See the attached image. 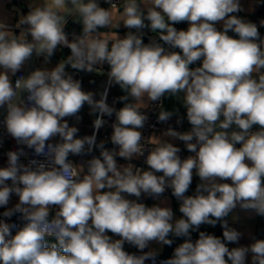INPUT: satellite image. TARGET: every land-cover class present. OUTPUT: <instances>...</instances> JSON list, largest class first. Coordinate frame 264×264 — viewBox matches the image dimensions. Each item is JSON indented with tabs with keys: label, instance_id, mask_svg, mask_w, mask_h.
I'll return each mask as SVG.
<instances>
[{
	"label": "clouds",
	"instance_id": "9594fccd",
	"mask_svg": "<svg viewBox=\"0 0 264 264\" xmlns=\"http://www.w3.org/2000/svg\"><path fill=\"white\" fill-rule=\"evenodd\" d=\"M24 4L0 0V264H264L235 226L264 218V0Z\"/></svg>",
	"mask_w": 264,
	"mask_h": 264
},
{
	"label": "crops",
	"instance_id": "0c3cea01",
	"mask_svg": "<svg viewBox=\"0 0 264 264\" xmlns=\"http://www.w3.org/2000/svg\"><path fill=\"white\" fill-rule=\"evenodd\" d=\"M13 4H15L17 7L22 8L25 12L27 11V9L25 7V4H24V0H13ZM258 9L256 10V12L258 11ZM256 12H255V14L251 15L250 17H254L256 15ZM121 32H123V30H121ZM67 52H68V50L65 49L64 50V54L66 55ZM58 58L59 57L54 58V62H56V60H58ZM90 79H95L96 83L94 85L93 84H89V80ZM82 80H83V85H84L85 89L102 90V88L104 86V83H105V80H106V77H97V76H94V75H84L82 77ZM112 91H115V93L120 95V91H119L118 88H113ZM174 104H175L174 99L171 100V101H169L167 99L165 100V105L169 109H173L174 108ZM83 117H84L83 123L80 125L81 134H91V131H92L91 126H90L91 125V118L87 115V108H85V110H84ZM104 133H105V130H101V137L100 138L104 137ZM157 134H158V132H157ZM76 159H79V158H76ZM121 162H123V161H121ZM196 182L197 181L194 180L193 189L195 187V183ZM14 201H15V198H14ZM146 202L148 204L152 203L150 200H147ZM173 208H174V210L177 208V204H176L174 199H173ZM241 216H242L241 223L235 225L236 227H238L239 229L244 230V231H252V232H254L257 235L258 238H264V233L261 234V232L264 231V228H261V218L256 217V218H253V219H247V218H243L244 214H241ZM248 242L249 241H248L247 238H245V239H243L241 241V243H245V244L248 243ZM166 249L163 251L162 256L164 255Z\"/></svg>",
	"mask_w": 264,
	"mask_h": 264
},
{
	"label": "built area",
	"instance_id": "2783aa9c",
	"mask_svg": "<svg viewBox=\"0 0 264 264\" xmlns=\"http://www.w3.org/2000/svg\"><path fill=\"white\" fill-rule=\"evenodd\" d=\"M261 33H262V35H264V29H262V28H261ZM82 75H83V74H81L80 78H82ZM114 96H118V94L115 93V91H111V94H110V97H109V102H110V103H111V100H112V98H113ZM155 119H156V118H155V116L153 115V116L151 117L152 122H155ZM174 121H175V117H173V120H172L170 123H173V124H174ZM156 127H157V129L159 130V129H162V128L167 127V125H157ZM188 129H189V128L186 126V124H185V122H184L181 130H188ZM151 131H152V129H150V128H146L144 134L147 136V135L150 134ZM110 132H111V129H110V128L107 129V130H105L104 136L110 134ZM177 143L179 144V146L183 147V145H182L181 142H177ZM14 146H15L14 141H11L10 138H6V142L4 143V145H3L2 147H0V154H2L4 151H6V150H8V149H10V148H12V147H14ZM107 146H108V147H111L110 144L107 145ZM182 155H188V153L185 151V152H182ZM5 159H6L5 157H3L2 155H0V165H2V164L4 163ZM137 163H138V164H142V161H139V162H137ZM168 195H170V193H168ZM150 201H151V200H150ZM151 202L153 203V201H151ZM0 211H3V209H0ZM130 250H131V249H130ZM163 257H166V256H163Z\"/></svg>",
	"mask_w": 264,
	"mask_h": 264
},
{
	"label": "water",
	"instance_id": "95a60500",
	"mask_svg": "<svg viewBox=\"0 0 264 264\" xmlns=\"http://www.w3.org/2000/svg\"><path fill=\"white\" fill-rule=\"evenodd\" d=\"M262 17H264V7H260L258 9V11L256 12V15L254 17H250V18L253 21H258V19L259 18H262ZM177 27L184 28V27H186V25H178ZM262 29H264V28H262ZM84 75H88V74H83L82 77ZM97 77H104V76H97ZM174 102H175L174 108L179 107L180 108V112L183 113L185 111L184 108H183V106L181 104H178L175 100H174ZM117 106L119 107L120 105H117ZM185 124H186V126L188 128H190V125L186 122V120H185ZM261 228H264V218H261ZM208 230L209 231H214L217 235H221L222 234V230L219 227H216L215 229L209 228ZM263 233H264V231L261 232V234H263ZM171 251H172V249H168L167 248L163 256H166L167 257L168 255H170Z\"/></svg>",
	"mask_w": 264,
	"mask_h": 264
}]
</instances>
